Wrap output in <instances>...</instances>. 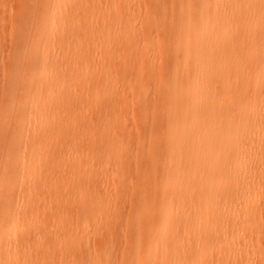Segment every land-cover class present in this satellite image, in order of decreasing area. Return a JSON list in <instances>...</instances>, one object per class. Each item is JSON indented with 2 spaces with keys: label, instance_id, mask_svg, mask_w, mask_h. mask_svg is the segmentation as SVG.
Instances as JSON below:
<instances>
[{
  "label": "bare ground",
  "instance_id": "6f19581e",
  "mask_svg": "<svg viewBox=\"0 0 264 264\" xmlns=\"http://www.w3.org/2000/svg\"><path fill=\"white\" fill-rule=\"evenodd\" d=\"M52 1L44 44L63 47L55 57L69 66L32 54L36 68L18 77L33 94L0 109L10 116L0 122V264H245L243 238L259 229L249 209L264 188V0H124L123 14L102 18L112 43L94 76L70 70L86 1ZM162 51L173 60L158 69ZM78 80L88 89L72 92ZM97 102L95 115L81 116ZM153 122L167 138L161 146ZM11 123L20 137L3 128ZM99 161L110 171L81 181ZM132 171H141L136 187L149 190L142 201L157 197L146 212L160 217L142 219L143 208L131 217L106 196L107 188L133 192ZM48 208L54 227L38 231ZM119 230L126 247L113 252ZM45 236L54 245L39 241Z\"/></svg>",
  "mask_w": 264,
  "mask_h": 264
},
{
  "label": "rangeland",
  "instance_id": "374dc122",
  "mask_svg": "<svg viewBox=\"0 0 264 264\" xmlns=\"http://www.w3.org/2000/svg\"><path fill=\"white\" fill-rule=\"evenodd\" d=\"M86 1V10L85 16L81 18L77 25V32H72L71 37L75 34L78 35L79 40V57L77 58L76 64L70 65V70L74 71L77 74H81L82 72L90 71L91 74L94 76V72L99 71L101 72V65L104 62L103 57L105 55V51L110 49L112 43V28L105 26V20L102 18L116 16L118 13L123 14L126 5L124 0H115L113 3H109L106 0H85ZM119 4L117 5V3ZM94 6V14L89 18L86 15V11ZM29 8L25 10V8ZM55 4L52 0H0V109L3 103H8L11 98H18L19 100L22 99H29L30 95L33 94L27 91V84L24 83L23 77L19 78L18 74L23 76L31 75V72L36 68L34 67V59L35 55L32 58H29L32 54L37 53L40 55H45L47 57L48 62L51 64H59L62 67L69 66V64L63 60L57 59L55 56H58L63 50V47L60 49L58 46H52L49 49L44 44L45 36H49L48 32H50V25H51V17L44 18L43 15L46 12L52 11L55 8ZM55 11V10H54ZM155 17H158V11L155 9L152 11ZM52 36H57V29L54 30ZM34 40H36V46H34ZM102 41V42H101ZM157 68L164 69L168 67L173 59H170L164 56L163 51L161 55L158 56ZM137 64L144 65L145 60L136 62ZM69 72V70H67ZM93 78L89 79V81L93 80ZM100 79L105 82L104 78ZM38 82H34L33 85H36ZM15 84L18 86L15 87ZM120 83H117L119 86ZM72 92H80L85 89H88L86 85L85 89H82L81 81L78 80L72 86ZM129 92V91H128ZM130 95L133 92H129ZM128 93V94H129ZM146 96L150 97V90L146 92ZM86 94L83 96L82 101L83 103L80 105H84L86 102ZM136 98H133V103H136ZM99 102L95 105H91L89 108H83L80 111L82 115H95L96 106ZM137 105L135 106V110ZM70 112L68 117L71 116ZM137 113V111H136ZM81 116H78L81 118ZM10 116L7 114H3L0 112V122L7 121ZM18 119L20 118L18 115L14 116ZM77 120L71 123L72 126H77L79 121ZM127 119L131 120V112L128 111ZM158 124L153 122L151 126L153 127L152 131V140L155 146L163 145L167 138L165 136L156 134L158 132ZM3 128L7 131H10V136L20 137L19 127L11 123V125H3ZM130 134V142L129 146L134 144L137 140V131L138 128L133 126L132 123L129 124L127 128ZM155 134V135H153ZM78 145L74 143H68L66 146V151L68 153H74L76 149H78ZM13 156V155H11ZM13 160L11 161L10 169L13 171L14 169L19 168V164L16 160V157H12ZM89 164V162H84ZM111 168L109 166H104L102 162H98L95 169H91L87 172L86 176L82 177L84 179H89L90 176H94L93 172L96 170L98 172H109ZM61 170L59 169V177H61ZM139 172H131V186L133 187L134 191L130 194L125 193L121 194L120 191L113 190L112 188H107L106 196L110 195L115 196L113 199H119L121 202V207L123 206L124 212L131 216L136 217L138 211L143 208L145 211L142 213L140 217L142 219H146L148 217H160V214L156 211L155 213L151 214L146 212V210L150 207H154L157 209L158 203L157 197L151 200L142 201L143 196H147L149 190L139 189L136 187L138 184L137 178L139 176ZM95 178V177H94ZM136 187V188H135ZM12 199H15L17 196V188L15 187L12 189ZM61 193H65L61 191ZM110 200V199H109ZM250 213L256 217V221H252L253 226L259 229L257 234L249 233L244 238L245 243H247V250L248 254L245 258V264H264V216L258 217L264 214V188L259 190V194L255 198V201L251 208L249 209ZM54 213V208H48L43 213H41L40 220L36 222L35 227L38 228V231L52 229L54 227L53 222H49V217L51 214ZM122 216V215H121ZM2 217H9L8 213H4ZM9 218H7L8 220ZM26 232V231H25ZM22 233L17 234V239H19ZM16 239V240H17ZM40 242L44 244H49L50 246L54 245L52 240L45 236L39 239ZM91 243H94V240L91 239ZM126 247V239L124 238L123 232L121 230L116 231L114 234V242H113V252H121ZM261 247V248H260ZM145 253V250L142 251ZM207 260V259H205ZM204 260V261H205ZM203 261V262H204ZM109 263V262H108ZM111 263V260H110Z\"/></svg>",
  "mask_w": 264,
  "mask_h": 264
}]
</instances>
